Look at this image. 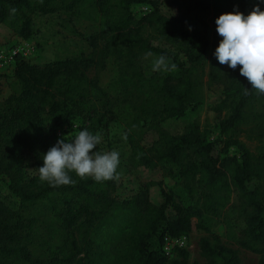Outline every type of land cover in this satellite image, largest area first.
<instances>
[{
  "label": "trees",
  "instance_id": "1",
  "mask_svg": "<svg viewBox=\"0 0 264 264\" xmlns=\"http://www.w3.org/2000/svg\"><path fill=\"white\" fill-rule=\"evenodd\" d=\"M158 3L0 0V26L6 32L0 49L15 36L34 38L37 16L64 13L99 26L104 59L118 70L109 88L88 77L97 62L86 54L45 66L18 56L12 83L0 73V176L9 179L20 204L17 211L0 202V264H169L163 253L166 237L182 238L195 229L211 233L222 220L241 247L264 264V153L253 152L242 140L264 141V94L251 89L240 65L230 69L213 55L222 39L216 18L234 10L247 15L257 4L264 10V4L183 0L186 13L168 17ZM142 5L154 10L138 18L134 8ZM87 41L97 45L95 37ZM168 45L180 54L164 50ZM149 52L167 55L175 69L148 76L142 60ZM216 86L224 89L225 99L215 111H228L220 126L224 139L208 141L197 122L182 138L163 128L191 105L203 104L205 88ZM114 91L120 92L114 96ZM90 103L108 116V125L123 128L133 170L164 179L168 169L178 180L191 204L175 206L174 220L167 215L170 198L161 206L151 200L160 179L146 180L120 203L110 199L116 176L96 182L72 172L74 183L57 187L39 179L42 154ZM202 252L208 264H241L238 253L222 245L204 241Z\"/></svg>",
  "mask_w": 264,
  "mask_h": 264
},
{
  "label": "rangeland",
  "instance_id": "2",
  "mask_svg": "<svg viewBox=\"0 0 264 264\" xmlns=\"http://www.w3.org/2000/svg\"><path fill=\"white\" fill-rule=\"evenodd\" d=\"M157 7L168 17H177L186 13L183 0H159ZM140 11L139 6L134 8V13L138 18L141 16ZM35 29L36 35L31 40L25 41L15 36L10 44L0 50L9 57L14 51L20 50L22 55L19 56L22 60L40 66L81 54L91 55L97 62V65L87 71V75L91 80H97L104 88H109L111 83L117 79L118 70L113 61L104 59L105 43L100 36V28L97 24L70 18L67 14L62 13L52 16H37L35 18ZM5 35L6 32L0 26V40H3ZM94 37L97 39L95 47L87 41V38ZM163 49L180 54V49L177 46H163ZM180 58L183 59L184 56L182 55ZM17 60L18 58L5 65L0 62V73L8 75L10 83L13 82ZM150 60L151 57L147 60L144 57L142 63L146 74L153 76L155 72L151 71ZM119 92L114 91L113 95L117 96ZM224 99L225 95L222 87L216 86L210 90L206 87L203 104L200 106L191 105L181 117L172 118L164 122L162 126L173 137L182 138L188 133L190 124L197 122L208 141L216 142L224 139L220 126L226 119L228 111L226 110L223 115L215 111L216 106ZM107 122L108 116L102 113L95 103H90L78 110L73 124L69 129L61 131V136L68 139L84 129L101 135L102 141L97 146V150H116L120 153V164L116 172L115 186L110 192V199L120 203L138 190L146 180L160 179L163 180L162 186L151 189V200L155 205L161 206L170 198L167 215L170 220L175 218V206L191 204V200L180 187L178 180L174 179L168 169L164 171V179L158 174H144L140 170H133L129 162L130 147L123 128L117 123L108 125ZM246 135L248 136V134ZM242 140L253 152L257 154L264 153V141L262 143L249 141L245 136ZM231 154L236 155L239 153L238 150H232ZM9 184L10 181L6 176H0V202L18 211L20 209L19 200L12 197ZM221 222L211 233L195 229L191 235L187 236L189 247L169 258V264H208V259L202 252L204 241L233 249L238 253L241 264H260L261 257L259 255L241 247L229 222L227 220ZM157 246V241H154L152 249H157Z\"/></svg>",
  "mask_w": 264,
  "mask_h": 264
},
{
  "label": "clouds",
  "instance_id": "3",
  "mask_svg": "<svg viewBox=\"0 0 264 264\" xmlns=\"http://www.w3.org/2000/svg\"><path fill=\"white\" fill-rule=\"evenodd\" d=\"M264 4V0H259ZM216 32L222 37L213 53L219 64L235 70L238 65L241 76L246 77L258 93L264 94V10L257 4L247 15L234 10L220 14L215 20ZM191 30V29H189ZM151 71L170 72L175 64L167 55L146 53ZM102 137L87 129L74 137L59 138L42 154V166L36 168L39 179L50 186L70 185L74 180L69 173L78 177H91L96 182L115 178L120 164V153L116 150L99 151Z\"/></svg>",
  "mask_w": 264,
  "mask_h": 264
},
{
  "label": "built area",
  "instance_id": "4",
  "mask_svg": "<svg viewBox=\"0 0 264 264\" xmlns=\"http://www.w3.org/2000/svg\"><path fill=\"white\" fill-rule=\"evenodd\" d=\"M140 8V15L145 16L150 14L154 9L149 5H142L139 6ZM22 55L21 51H14L13 54L9 57L6 56L5 52L0 50V62L5 64L12 63L19 55ZM3 66V65H2ZM1 66V67H2ZM4 67V66H3ZM188 237L182 238H173V237H166L163 243V253L167 258H172L177 252L183 251L189 247Z\"/></svg>",
  "mask_w": 264,
  "mask_h": 264
},
{
  "label": "crops",
  "instance_id": "5",
  "mask_svg": "<svg viewBox=\"0 0 264 264\" xmlns=\"http://www.w3.org/2000/svg\"><path fill=\"white\" fill-rule=\"evenodd\" d=\"M175 218H173L172 220H174Z\"/></svg>",
  "mask_w": 264,
  "mask_h": 264
}]
</instances>
